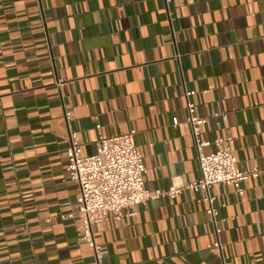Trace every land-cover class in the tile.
<instances>
[{"label": "crops", "instance_id": "1", "mask_svg": "<svg viewBox=\"0 0 264 264\" xmlns=\"http://www.w3.org/2000/svg\"><path fill=\"white\" fill-rule=\"evenodd\" d=\"M187 102L205 154L224 140L237 171L261 172L242 195L211 188L219 233L188 187ZM70 130L84 156L134 130L145 188L184 186L92 226L101 264H220L216 241L227 264H264V0H0V264H96L58 215L75 209Z\"/></svg>", "mask_w": 264, "mask_h": 264}, {"label": "built area", "instance_id": "2", "mask_svg": "<svg viewBox=\"0 0 264 264\" xmlns=\"http://www.w3.org/2000/svg\"><path fill=\"white\" fill-rule=\"evenodd\" d=\"M190 93L186 94V96ZM187 118L185 122L190 125L192 137L197 152L200 170V179L191 183L190 189H200L204 197L200 200L208 204L206 213L210 216L216 228L217 210L213 207L216 196L210 194L214 186H231L239 195L243 194L242 182L257 178L258 169L248 171L236 170V159L230 147L224 140H215L218 149L210 154H205L203 148L208 146L207 141L200 139V126L206 120L194 114V105L187 102ZM67 113H65V116ZM100 129V125H96ZM135 131L126 134L105 137L98 135L96 152L89 156L82 155L79 136L74 131H68L66 153L67 179L77 186L75 196V209L67 214H58L62 219L77 218L79 222L78 242L89 244L94 252L96 264H101L100 248L94 243L92 226L106 220L111 216L120 221L124 211L145 204L149 201L162 198L174 199L182 189L177 178H173L166 190L150 191L144 186L146 169L142 156L135 146ZM229 141V139H227ZM226 142V140H225ZM130 215L135 213L131 212ZM207 249L220 258V264H227L221 254V244L216 241L208 245Z\"/></svg>", "mask_w": 264, "mask_h": 264}]
</instances>
